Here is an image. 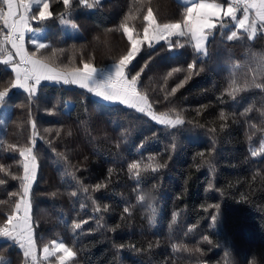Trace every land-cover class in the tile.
I'll return each instance as SVG.
<instances>
[{
	"label": "trees",
	"instance_id": "1",
	"mask_svg": "<svg viewBox=\"0 0 264 264\" xmlns=\"http://www.w3.org/2000/svg\"><path fill=\"white\" fill-rule=\"evenodd\" d=\"M131 2L102 0L89 9L72 0L67 19L74 28L72 23H60L63 0H50L53 19L44 25L32 22L45 28L43 40L50 47L41 54L62 50L56 64L67 71L82 68L81 60L105 69L130 47L117 29ZM151 7L161 23L181 19L182 3L177 0H153ZM142 15L132 22L141 36ZM7 31L0 22V32ZM226 33L228 29H217L208 38L207 56L187 44L175 46L183 38L172 37L171 48L164 41L153 48L142 45L133 61L132 74L147 63L140 90L147 93L153 109H175L184 117L185 124L176 128L159 125L134 108L101 103L72 85L42 81L31 103L25 91L10 90L0 105V140L30 146L29 119L36 125L37 170L31 201L39 264H58L59 254L40 259L51 241H62L76 252L69 264H264V154L251 155L264 141V91L249 88L235 99L225 91L233 73L241 83L245 77L252 79L250 69L256 67L252 54L264 53V31L252 41L246 33L228 41ZM25 47L35 50L27 38ZM7 49L16 63L9 44ZM194 60L195 74L169 95ZM173 68L182 71L165 80ZM12 78L11 65L0 64V89L9 87ZM250 106L252 111L244 114ZM221 111L226 121L219 119ZM221 124L226 126L221 129ZM213 128L215 132L210 131ZM152 156L166 167L143 172L139 179L129 173V163H147ZM0 166L11 173L0 172L5 181L0 200L7 201L10 193L21 192V181L12 179L23 175L19 153L0 145ZM97 184L104 186L93 191ZM141 195L145 199L138 203ZM16 199L11 197L12 202ZM97 206L101 211H95ZM126 207L130 212L124 211ZM10 210V204L0 205V224ZM217 212L218 221L213 222ZM74 221L87 222L74 231ZM174 244L188 251L174 252ZM197 247L200 253L194 251ZM0 264H25L23 250L0 238Z\"/></svg>",
	"mask_w": 264,
	"mask_h": 264
},
{
	"label": "snow or ice",
	"instance_id": "2",
	"mask_svg": "<svg viewBox=\"0 0 264 264\" xmlns=\"http://www.w3.org/2000/svg\"><path fill=\"white\" fill-rule=\"evenodd\" d=\"M79 2L81 5L92 9L101 4L102 0H79ZM152 2L153 0H132L128 12L117 29L123 32L130 47L111 65L110 70L105 72L102 68H96L91 60H81L82 68H73L71 71H67L66 66L62 68L56 64L57 52L62 50L55 48L52 49L51 55L41 54L42 49L50 46L41 40L32 39L29 34L38 36L43 31L42 27H34L33 21L36 24L44 25L46 21L53 19L54 14L50 10V0H0V22L8 30L6 34L0 32V36H2V39H0V64L11 65L13 74L9 87L0 89V105L5 102L11 89H23L28 93V102L31 103L37 95V86L40 85L41 81H54L56 83L76 84L106 101H119L121 104L134 108L137 112L143 113L157 123L170 128L185 124L184 117L175 109H169L167 112L155 111L147 93L140 90L141 76L147 67V63L135 74L132 73L134 69L133 61L142 51L141 46L147 44L149 48H153L156 43L164 41L171 48L173 46L171 38L178 37L183 38V42L177 39L175 46L184 47L187 44L193 47L197 54L207 56L208 38L217 29H228V33H226L228 41L241 39L244 33L247 34V40L252 41L256 38L258 32L264 31V0H227L226 5L220 0H182L181 19L164 23L158 21L151 7ZM63 6L65 11L59 14L60 23H72L67 19L68 12L72 7V0H63ZM241 9L242 17L237 15ZM253 12L254 16L252 15ZM141 15L145 22L142 36L135 24L132 23L139 19ZM229 21L234 25L235 30L232 29ZM72 27L75 28L76 25L72 23ZM108 31L113 30L109 29ZM26 38L35 46L34 51L26 49ZM8 44L15 51L19 60L18 63L13 62V57L7 49ZM252 57L256 65L254 69H250L252 79L248 80L245 77L241 83L238 76L233 73L228 82L225 91L233 99L240 92L249 88H257L264 91V53H253ZM196 63L197 61L194 60L193 63L187 65V76L176 87L171 89L169 95L175 94L178 88L183 87L184 83L195 74ZM236 68L239 69L240 65H237ZM181 71V68H173L167 73L165 80L171 77L173 73ZM252 108L253 106H250L245 109L244 114L252 111ZM261 115H264V110L261 111ZM219 119L226 121L227 117L223 111L220 112ZM29 123L32 127V136L28 140L30 146H19L0 140V145L19 153L23 168L22 176L12 175V179L21 181V192L10 193L7 201L0 200V205L10 204L11 207V210L5 213L6 220L3 224H0V238L12 240L19 245L23 250L25 264H28L29 260L33 264H39L33 232L31 201L32 186L36 179L37 170V158L34 152L37 133L35 123L31 119H29ZM200 126L203 127V125ZM225 126V124L220 125L221 129ZM252 127L256 126L252 125ZM45 131L49 130L46 129ZM210 131L215 132V128L210 129ZM59 134L57 132V135ZM261 154H264V141L261 142L259 149L251 151L253 157ZM57 155L66 159L63 153H57ZM199 155L201 158L204 157V153H199ZM163 167H166V165L159 163L156 157L152 156L148 158L147 163L142 161L129 163L128 170L132 176L139 179L141 173L156 172ZM111 171L109 169V172ZM0 172L5 173V175H11L2 166H0ZM4 183L5 181L0 178V185ZM103 186L102 184H97L93 191H98ZM83 191L87 193L88 188L85 187ZM71 195L75 196L77 193L72 192ZM14 196H17L18 199L12 202L11 197ZM144 199V196H138V203L143 202ZM209 207H216L219 210L220 205H209ZM149 208L152 209L154 214L155 208L152 205H149ZM104 210H107V206H105ZM95 211L99 212L101 209L97 206ZM124 211L126 213L130 212L127 207ZM218 215L219 212L212 216L213 222L218 221ZM175 221L176 215L174 214L173 223ZM86 222L74 221L72 229L74 231L81 229L82 223ZM153 222L154 216L149 218V223ZM203 239L211 243L208 236H204ZM172 248L174 252H179L182 249L188 251L183 245L174 244ZM42 251L43 256L40 259L43 260L61 253L57 257L58 264H69L76 257V252L62 241H51L50 245H45ZM194 251L200 253L201 249L197 247Z\"/></svg>",
	"mask_w": 264,
	"mask_h": 264
},
{
	"label": "crops",
	"instance_id": "3",
	"mask_svg": "<svg viewBox=\"0 0 264 264\" xmlns=\"http://www.w3.org/2000/svg\"><path fill=\"white\" fill-rule=\"evenodd\" d=\"M178 1V0H177ZM221 2H222V0H220ZM178 2H180V1H178ZM180 3H182V2H180ZM223 3V2H222ZM241 14H243L242 12H241ZM240 14V15H241ZM252 15L254 16V12L252 13ZM17 58V62L16 63H18L19 62V60H18V57H16ZM112 65V64H111ZM111 65H108L104 70H105V72H107L108 70H110V68H111ZM42 82V81H41ZM49 82H53V83H56V82H54V81H49ZM56 84H64L63 82H60V83H56ZM64 85H72V86H75V87H79L78 85H76V84H72V83H69V84H64ZM37 88H38V86H37ZM80 88V87H79ZM83 89V88H82ZM21 90H23V89H21ZM84 90H86V89H84ZM24 91V90H23ZM87 91V90H86ZM88 92V91H87ZM90 93V92H89ZM90 95L92 96V98L93 99H95V100H97V101H99V102H101V103H104V104H107V105H116V104H120V105H122V106H124V107H127L126 105H124V104H121L119 101H106V100H103L102 98H100V97H97V96H95L94 94H92V93H90ZM129 108V107H128ZM3 239H5V238H3Z\"/></svg>",
	"mask_w": 264,
	"mask_h": 264
},
{
	"label": "rangeland",
	"instance_id": "4",
	"mask_svg": "<svg viewBox=\"0 0 264 264\" xmlns=\"http://www.w3.org/2000/svg\"><path fill=\"white\" fill-rule=\"evenodd\" d=\"M178 1H180V2H182V0H178ZM221 2V1H220ZM226 5V4H225ZM242 10V9H241ZM238 16H240V17H242V14L240 15L239 14V12H238V14H237ZM43 28V27H42ZM31 37H32V39H38V40H41L42 42H44V40H43V37H44V35H45V28H43V31L37 36V35H35V34H29ZM161 42H163V41H161ZM31 43V42H30ZM45 43V42H44ZM32 44V43H31ZM10 45V44H9ZM33 45V44H32ZM11 46V45H10ZM15 52V51H14ZM143 114V113H142ZM147 116V115H146ZM148 118H150L149 116H147ZM151 119V118H150ZM152 120V119H151ZM154 121V120H153ZM155 123H157L156 121H154ZM157 124H159V123H157ZM159 125H162V124H159ZM162 126H165V125H162ZM57 254H59V255H61V253H57ZM43 256V251H42V253H41V257Z\"/></svg>",
	"mask_w": 264,
	"mask_h": 264
},
{
	"label": "bare ground",
	"instance_id": "5",
	"mask_svg": "<svg viewBox=\"0 0 264 264\" xmlns=\"http://www.w3.org/2000/svg\"><path fill=\"white\" fill-rule=\"evenodd\" d=\"M185 94V93H184ZM188 94V93H187ZM194 96H195V93L193 94ZM188 96V95H187ZM185 97V96H184ZM179 98H180V96H179ZM191 98V97H190ZM189 98V99H190ZM116 183V182H115ZM114 184V183H113ZM256 220V219H255ZM261 220V219H260ZM259 222V221H258ZM258 229V228H257ZM238 234V233H237ZM244 235V234H243ZM48 236V235H47ZM238 236V235H237ZM245 237V236H244ZM54 238V237H53ZM48 239V238H47ZM240 240V239H239ZM239 244V243H238ZM245 244V243H244ZM264 247V246H263Z\"/></svg>",
	"mask_w": 264,
	"mask_h": 264
}]
</instances>
